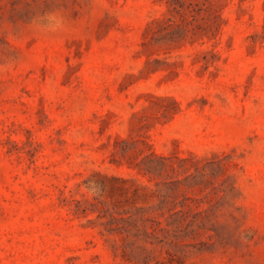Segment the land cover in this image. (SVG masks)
<instances>
[{
	"label": "rangeland",
	"instance_id": "obj_1",
	"mask_svg": "<svg viewBox=\"0 0 264 264\" xmlns=\"http://www.w3.org/2000/svg\"><path fill=\"white\" fill-rule=\"evenodd\" d=\"M0 264H264V0H0Z\"/></svg>",
	"mask_w": 264,
	"mask_h": 264
}]
</instances>
